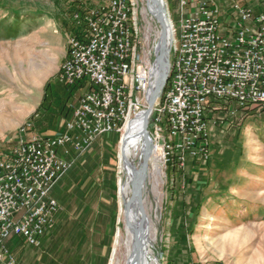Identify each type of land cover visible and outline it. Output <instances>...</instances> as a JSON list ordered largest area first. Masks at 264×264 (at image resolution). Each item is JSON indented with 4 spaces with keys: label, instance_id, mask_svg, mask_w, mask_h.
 Returning a JSON list of instances; mask_svg holds the SVG:
<instances>
[{
    "label": "rangeland",
    "instance_id": "rangeland-1",
    "mask_svg": "<svg viewBox=\"0 0 264 264\" xmlns=\"http://www.w3.org/2000/svg\"><path fill=\"white\" fill-rule=\"evenodd\" d=\"M73 1L0 0V152L13 148L21 127L28 119L38 121L41 108L51 109L47 115L50 119L62 98L67 105L74 100L67 95L61 98L65 85L59 77L73 35ZM86 1L92 6L106 2ZM258 1L264 5V0ZM133 2L137 18L135 63L155 66L160 25L148 0ZM165 2L175 28L180 19L177 15L181 14L175 2L174 7L168 0ZM88 10L84 9V15ZM174 56L172 47L171 63ZM39 67L49 68V71L34 89L30 84L31 71ZM153 74L154 82L156 76ZM49 99H53L52 103ZM232 104L225 101L209 107V121L213 122L209 158L188 157L183 168L162 162V176L156 189L148 169L144 178V205L150 228L154 222L151 255L158 257L160 264H189L190 261L196 264H264V107L252 105L240 109ZM146 107L147 100L142 98L139 109L134 110L130 118ZM65 123L60 119L54 126L60 129ZM125 129L116 130L118 134L108 132L106 143L112 151L117 148V135L122 139ZM150 133L154 141L152 128ZM138 143L143 145V140ZM120 145L121 140L115 167L121 203L119 178L122 176L126 181L127 173L125 168L120 171V166H124ZM156 145L160 146L154 141L153 148ZM134 160L139 168L140 159L134 157ZM155 161L152 152L150 165ZM200 164L203 169L198 167ZM51 194L62 200L54 190ZM122 203L124 207V197ZM119 216L118 213L107 264L113 254ZM52 231L46 232L39 246L22 244L23 252L14 253L20 258L17 264H72L70 260L75 249L70 251L68 242Z\"/></svg>",
    "mask_w": 264,
    "mask_h": 264
},
{
    "label": "built area",
    "instance_id": "built-area-1",
    "mask_svg": "<svg viewBox=\"0 0 264 264\" xmlns=\"http://www.w3.org/2000/svg\"><path fill=\"white\" fill-rule=\"evenodd\" d=\"M80 4L83 11H75L73 17L79 32L72 31L59 77L69 88L84 85L86 89L78 105L71 106L65 130L55 137H25L30 126L25 122L13 148L0 152V264H17L7 244L11 237L39 246L53 228L60 204L51 188L70 166L60 148L71 143L79 149L76 133L90 142L126 124L120 123V114L127 104L132 36L127 0H106L99 6L81 0ZM84 9H91V20H84ZM237 9L235 23L223 24L218 11L203 1L196 13L182 14L181 27L174 28L179 30V45L173 47L182 50L176 81L168 84V93L157 100L151 115L154 141L165 164L183 168L188 157L209 158L213 103L264 107L263 13L254 16L253 7L247 6ZM152 68L138 64L135 110L142 98L147 100ZM167 133H174V141H167Z\"/></svg>",
    "mask_w": 264,
    "mask_h": 264
},
{
    "label": "crops",
    "instance_id": "crops-1",
    "mask_svg": "<svg viewBox=\"0 0 264 264\" xmlns=\"http://www.w3.org/2000/svg\"><path fill=\"white\" fill-rule=\"evenodd\" d=\"M203 1L207 2L211 9L218 11L220 21L223 24L228 22L234 24L233 21L238 19L237 5L239 7H253L254 16L264 11V5L258 0H186L185 2L168 0L169 4L173 5L172 7H174V2L177 4V12L179 11L181 15L196 13ZM181 15H177V17ZM66 54L67 52L65 56ZM85 89L86 86L84 85L71 88L65 86L61 98L63 95L73 97L72 103L67 105L62 98L63 101H59L60 105L56 107L57 110L53 111L50 119L47 115L51 109L48 108L46 111V109L41 108L38 112L41 113L38 121L35 119L26 121V123H30L27 128V135L37 134L43 137H55L61 134L65 130V125L59 129L54 124L60 119L67 122L72 115V107L78 105L79 98ZM46 97L49 98L47 95ZM49 100L52 103L53 99ZM68 110L69 112L66 114ZM210 128L212 129L211 125ZM112 132L118 134V131ZM76 134L81 141L79 149L71 143L65 148H60V154L70 162V166L51 188V192L54 190L57 196H62V200L55 197L60 204V209L55 216L51 231L53 230L52 232L56 234V237L60 235L63 241L68 242L70 251L75 249L76 253L74 252L73 259L70 260L72 264H107L115 222L120 211L116 188L115 157L121 138L117 135V148L112 151L108 146L109 144L106 143L108 133L96 136L90 142H84L81 133ZM198 167L203 169L201 164ZM202 177L204 176L202 175L200 178ZM59 189L63 191L60 193ZM109 235H111L110 240L108 239ZM7 244L13 253L19 251L20 255L23 252V248L20 249V247L22 244L28 243L20 236H13ZM13 247L14 250H12ZM19 255H15L17 263L20 261ZM189 264L194 263L190 261Z\"/></svg>",
    "mask_w": 264,
    "mask_h": 264
},
{
    "label": "bare ground",
    "instance_id": "bare-ground-1",
    "mask_svg": "<svg viewBox=\"0 0 264 264\" xmlns=\"http://www.w3.org/2000/svg\"><path fill=\"white\" fill-rule=\"evenodd\" d=\"M149 1V5L151 7V12L154 13V4L151 0ZM165 2V0H163ZM166 3V2H165ZM128 8H129V18L132 36L129 38V49L130 54H128V63H127V87H126V101L125 111H121L120 114V123H126L125 126H116V130L125 129V133L121 139L120 152L122 155L123 167L120 166V171L123 172V168H125L127 173V180L124 181L123 177L119 178V193L121 197L120 203V212H119V227L116 233L113 254L110 260V264H160V260L156 256H152V246L154 244L155 235H154V222L150 228L148 215L145 219V229L143 232L144 235V245L142 249L137 247L136 235L134 234L135 227H138L141 218L140 207L137 204V201L134 199L132 202V206L129 212V224L125 223V212L122 203L123 197L128 199L132 194V168L131 165L136 166L134 157H138L142 162L143 153H144V138L141 135V131L143 128L144 122V110H140L135 112V117H131L132 112L135 110V106L137 104V77H138V64L136 61V50L134 43V34L137 31V21H136V11L134 8L133 0H127ZM264 19V14H263ZM84 20H91V9H89L84 15ZM172 24V22H171ZM179 25L175 28L181 27V18L179 19ZM175 38L174 45H179V30H174ZM73 40V35L70 37V41ZM175 56L173 63H171V76L169 77V84H175L176 81V68L179 67V60L182 58V50L180 47H174ZM63 66L61 69V75H63ZM49 67V66H48ZM49 68H36L31 71V86L36 89L40 84L41 79ZM49 71V70H48ZM162 71V65L159 59L156 61L155 66L152 68V73H155L156 80L160 77ZM29 74V72H28ZM27 74V75H28ZM152 82L151 88L155 85V82ZM25 90V89H24ZM25 92V91H24ZM33 92V91H32ZM165 93H168V85ZM163 92V93H164ZM27 93V92H26ZM128 120V122H127ZM170 136V139L167 141H174V133H167ZM140 140H143V145L138 143ZM137 150V151H136ZM153 155L155 157V162H152V166L149 161V172L152 178H154L153 187L156 189L159 178L162 176V166L163 162V153L161 151V147L156 145L153 150ZM151 160V159H150ZM120 199V198H119ZM159 213V212H158ZM134 227V229H133Z\"/></svg>",
    "mask_w": 264,
    "mask_h": 264
},
{
    "label": "water",
    "instance_id": "water-1",
    "mask_svg": "<svg viewBox=\"0 0 264 264\" xmlns=\"http://www.w3.org/2000/svg\"><path fill=\"white\" fill-rule=\"evenodd\" d=\"M154 4L153 16L158 21L160 25V36L156 47V61L159 59L162 65V71L160 77L156 80L155 85L150 88L147 96V107L144 110V122L141 135L144 138V153L143 159L139 168L131 165L132 168V192L131 196L126 199L124 198V209L126 223L129 224V212L134 199L137 201L138 206L141 211V220L138 227H133L134 234L136 235L137 247L142 249L144 245V229H145V219L147 217L146 207L144 205V178L148 172L149 161L151 159L152 150L154 146V141L150 133V128L153 127L151 121V115L157 100L162 96L164 90L167 87L170 73H171V62L170 53L173 47L174 38V28L171 24L172 20L170 18L166 3L163 0H151ZM156 63V62H155Z\"/></svg>",
    "mask_w": 264,
    "mask_h": 264
},
{
    "label": "trees",
    "instance_id": "trees-1",
    "mask_svg": "<svg viewBox=\"0 0 264 264\" xmlns=\"http://www.w3.org/2000/svg\"><path fill=\"white\" fill-rule=\"evenodd\" d=\"M80 2H81V0H74V1H73L72 6L74 7V10H75V11H81V10L83 11V8H82ZM71 30H72L73 32H75V33H78V32H79V29L76 27V21H74V20H73V23L71 24ZM47 86H48V85H47ZM250 106H252V105H250ZM253 106H256V105H253ZM247 107H249V106H247ZM247 107L240 108V109H245V108H247Z\"/></svg>",
    "mask_w": 264,
    "mask_h": 264
}]
</instances>
